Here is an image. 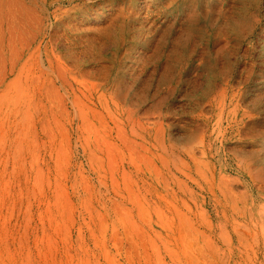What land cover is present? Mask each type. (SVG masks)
I'll list each match as a JSON object with an SVG mask.
<instances>
[{
    "label": "rangeland",
    "instance_id": "rangeland-1",
    "mask_svg": "<svg viewBox=\"0 0 264 264\" xmlns=\"http://www.w3.org/2000/svg\"><path fill=\"white\" fill-rule=\"evenodd\" d=\"M156 6L0 0V264H264V84L260 116L198 122L181 78L132 71L119 21ZM251 12L233 47L264 63Z\"/></svg>",
    "mask_w": 264,
    "mask_h": 264
},
{
    "label": "bare ground",
    "instance_id": "bare-ground-1",
    "mask_svg": "<svg viewBox=\"0 0 264 264\" xmlns=\"http://www.w3.org/2000/svg\"><path fill=\"white\" fill-rule=\"evenodd\" d=\"M150 1L157 4V11L149 12L144 18L133 14L119 21L123 40L131 39L132 43H139L143 48L138 57L139 66L132 70L134 75L140 70L146 71L149 64H153L156 70L164 71L157 85L161 89L167 85L174 86L175 80L181 78L178 88L182 89L181 85L186 88L185 99L189 104L196 102L199 106L198 113L194 115L198 122L211 120L203 112L204 105L217 111L220 120L225 119L220 110L225 113L227 107L235 106V124L260 116L262 98L254 96L245 109L240 103L250 99L248 88L251 85L255 82L264 84V70L257 73L258 69L264 68V63H258L250 53L240 56L233 43L242 45L252 37L240 23L251 11L262 9L264 0ZM118 54L110 58L112 63L117 62ZM210 56L216 57L213 66L206 65ZM126 76L123 73L124 80ZM219 85L225 87L222 94L218 91ZM145 86L150 87L148 84Z\"/></svg>",
    "mask_w": 264,
    "mask_h": 264
}]
</instances>
